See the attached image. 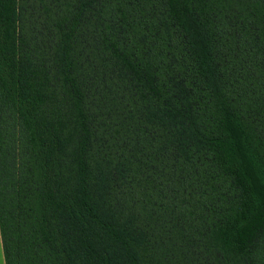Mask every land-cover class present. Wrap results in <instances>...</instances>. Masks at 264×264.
Masks as SVG:
<instances>
[{"label":"trees","instance_id":"16d2710c","mask_svg":"<svg viewBox=\"0 0 264 264\" xmlns=\"http://www.w3.org/2000/svg\"><path fill=\"white\" fill-rule=\"evenodd\" d=\"M4 264H264V0H0Z\"/></svg>","mask_w":264,"mask_h":264},{"label":"crops","instance_id":"0c3cea01","mask_svg":"<svg viewBox=\"0 0 264 264\" xmlns=\"http://www.w3.org/2000/svg\"><path fill=\"white\" fill-rule=\"evenodd\" d=\"M0 264H4V257H3V251H2L1 238H0Z\"/></svg>","mask_w":264,"mask_h":264}]
</instances>
